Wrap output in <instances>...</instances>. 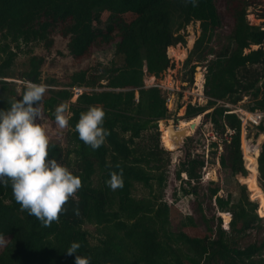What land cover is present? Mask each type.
<instances>
[{
    "label": "trees",
    "instance_id": "1",
    "mask_svg": "<svg viewBox=\"0 0 264 264\" xmlns=\"http://www.w3.org/2000/svg\"><path fill=\"white\" fill-rule=\"evenodd\" d=\"M218 1L197 0L198 6L193 7L185 0H0V110L10 109L13 98L22 99L23 85L17 90L9 79L15 76L13 67L23 45L39 43L50 51L56 36H61L75 60L89 59L96 49L109 46L121 60L100 71L89 67L74 72L66 89L56 90L53 81L47 82L50 87L41 102L42 114L49 123H56L54 109L62 101L69 103L71 113L61 140L50 139L49 158L80 176L82 187L65 205L67 211L59 222L44 227L21 210L11 181L6 186L0 183V239L8 240L0 252V264H75L77 255H89L91 264H264V240L259 238L264 218L255 213L257 203L238 178L247 175L245 158L246 167L259 174L258 190L252 187L253 199L264 216V201L258 192L264 194V141L260 152L258 148L264 136L258 144L248 145V152L244 140L243 155L242 120L233 109L218 103L227 98L230 104H238L249 97L251 111H264V30L248 20L250 13L264 18V0H222L234 24L227 42L215 52L209 44L222 25ZM128 16H132L130 21L124 19ZM196 22L201 33L187 63L196 57L208 61L207 102L203 106L188 103L184 118L203 114V123L212 125L224 146L221 166L237 192L223 196L216 186L209 195L220 213L231 215L228 230L218 217L217 228L206 222L205 234H172L173 210L165 199L172 151L164 147L159 128L168 112L167 100L162 90L146 86L145 76L159 77L171 66L170 50L186 44L185 30ZM255 45L261 47L252 48ZM208 54L213 57L208 59ZM44 64V56L32 55L21 81L42 83ZM242 69L255 78L228 86L229 72ZM74 87L102 90L82 92L78 101L69 102ZM97 104L106 111L103 127L110 135L93 150L79 139L75 125L81 113ZM256 129L258 137L264 123ZM211 145L218 148L219 143ZM186 146L188 155L180 161L177 176L183 184L182 194L188 196L197 194L206 161L193 154L191 144L186 142ZM117 164L123 168L124 184L113 191L106 181L111 171H119ZM138 186L145 193H139ZM76 208L79 215L74 213ZM73 242L81 248L68 255Z\"/></svg>",
    "mask_w": 264,
    "mask_h": 264
},
{
    "label": "rangeland",
    "instance_id": "2",
    "mask_svg": "<svg viewBox=\"0 0 264 264\" xmlns=\"http://www.w3.org/2000/svg\"><path fill=\"white\" fill-rule=\"evenodd\" d=\"M218 7L222 17V25L218 29L217 35L209 44V46L215 52L219 51L221 47L227 42L226 38L230 34L234 24V20L227 13L222 0L218 1ZM251 14L252 13L249 14L248 20L255 24L256 21L250 17ZM108 16L109 14L107 13L103 16V27H106V20ZM131 18L132 16H128L124 19L126 21H130ZM200 33L201 30L199 22L191 23L185 30L187 40L186 44H180L178 46L172 47L170 50L171 66H169V68L159 77L151 75L145 76L146 86L162 90L167 100L168 112L165 114V117L159 121L161 133L165 130V125H167L169 122H174L175 126L183 128L194 119L187 120L184 118L188 103L203 106L207 102V98L204 95V83L206 65L208 61H203V57L201 60H198L196 57L193 62L190 64L187 63L189 54L193 50ZM205 50L206 51H203L206 55L207 48ZM182 52L184 53L181 54ZM32 55H42L45 57V64L43 65L41 76L42 83L47 84V82L53 81L54 85L52 88L56 90L68 88L67 83L69 82V76L81 69L93 67L95 68V71H100L103 67H109L114 62L121 63V60L115 56L114 48L111 46L102 50L96 49L92 57L89 59H83L81 61L75 60L68 53L67 40L63 39L61 36H56L55 45L50 51H47V49L39 43L21 46L13 67V74L15 76L14 78L9 79V81H12L17 85V90L22 84L20 77L27 69L29 59ZM212 57L213 55L208 54V59H211ZM193 65H195V69L192 72ZM251 68L252 67H248L247 69ZM200 78L202 79L201 81ZM253 78H255V76H252L250 72L248 74L245 73L243 69L234 70V72L230 71L227 80L228 86H231L232 84L235 85L236 83L242 81L252 80ZM92 90H102V88H72L69 102L78 101L82 92H90ZM251 102L252 101L249 99V97H244V99L238 104H230L227 98L218 99V103H224L227 107L233 109V111L237 109L250 110L249 106L252 104ZM196 119L198 120L196 122L198 123V126L189 137L192 139L191 142L188 140L187 142L188 145L191 144V151L193 154L204 157L206 161V165L202 171V180L197 184V194L185 196L181 191L183 184L177 176V170L179 168L180 161L184 159V151L173 150L168 146L167 142H165V144L162 142L166 149L172 150V166L170 168L169 179L165 189V199L173 210L171 225L169 227V231L172 234H177L182 231L198 235L205 234L207 229L206 222H208L213 228H217L219 223L217 219L218 217L222 218V227L228 230L229 222L231 221V215L226 213L227 216H225L223 213H220L215 206L214 199L209 197L211 189L215 188L216 186L220 187L221 190L219 194L223 196L227 195L229 192H232L233 194H236L237 192L236 184L229 181L228 173L224 170L220 163V156L224 152V146L221 143L219 137L214 134L212 125L203 123V114L196 117L195 120ZM39 122L42 123L43 127L46 129L50 139L57 137L58 140H61V138L64 136L65 129H60L56 123H49L43 114L38 123ZM257 133L258 130L256 127H248L246 130H242L243 152L244 140L247 152V150L249 151L250 144H258L259 137L261 135L264 136L263 132L258 137H256ZM213 141L219 143L218 148L211 145ZM263 141L264 137L258 144L259 152L261 150ZM244 157L245 156H243V158ZM255 164H257V162ZM244 165L247 170V175L238 176L239 181L247 185L251 199L257 203L255 213L258 215V217L264 218V216H261L258 212V201L253 199V197H255L253 188H257L258 190L259 186V174L255 173V171L251 168L246 167L245 158ZM248 170L251 171L249 176V187L246 181L249 175ZM182 177L186 179L187 175L182 174ZM193 185L195 184L193 183ZM184 187L189 188L188 186ZM137 190L139 193H145L142 186H138ZM258 192L264 201L263 192ZM226 218L229 220L227 221ZM88 229L93 230L94 228L88 226ZM259 238L264 240V229ZM251 239L252 238H248L246 242H250ZM7 241V239H0V252L6 245Z\"/></svg>",
    "mask_w": 264,
    "mask_h": 264
},
{
    "label": "clouds",
    "instance_id": "3",
    "mask_svg": "<svg viewBox=\"0 0 264 264\" xmlns=\"http://www.w3.org/2000/svg\"><path fill=\"white\" fill-rule=\"evenodd\" d=\"M193 7L197 0H185ZM24 92L22 99L13 98L10 109L0 110V183L7 185L11 181L12 193L22 211L35 216L44 227L59 222L65 205L82 187L81 177L74 175L67 166L56 159L49 158L50 138L42 123L41 102L49 90L46 83L21 81ZM67 101L60 102L54 109L55 122L60 129L69 127L71 113ZM106 111L102 104L89 106L80 114L75 125L79 139L93 150L99 149L110 135L103 127ZM111 171L106 184L113 190L122 188L123 168ZM79 215V209H74ZM81 248L73 242L68 248V255ZM75 264H91L89 255H77Z\"/></svg>",
    "mask_w": 264,
    "mask_h": 264
},
{
    "label": "water",
    "instance_id": "4",
    "mask_svg": "<svg viewBox=\"0 0 264 264\" xmlns=\"http://www.w3.org/2000/svg\"><path fill=\"white\" fill-rule=\"evenodd\" d=\"M198 123H191L189 126H186L182 129H179L177 126L174 125V122H169L165 125V130L162 133L161 139L163 142V138L170 140L174 150L184 151V161L188 155V148L186 146V142L190 137L191 133L196 130ZM164 134V137H163ZM172 151V150H171Z\"/></svg>",
    "mask_w": 264,
    "mask_h": 264
},
{
    "label": "built area",
    "instance_id": "5",
    "mask_svg": "<svg viewBox=\"0 0 264 264\" xmlns=\"http://www.w3.org/2000/svg\"><path fill=\"white\" fill-rule=\"evenodd\" d=\"M250 17L256 21L254 25H258L262 30H264V18H258L254 13H252ZM250 23L253 24V22ZM260 47V45L252 46V48L254 49H258ZM233 112L238 114V116L242 120V130H246L248 127H256L264 123V111L262 110L257 109L255 111H251L245 109H237ZM229 133L233 134V131L229 130Z\"/></svg>",
    "mask_w": 264,
    "mask_h": 264
},
{
    "label": "bare ground",
    "instance_id": "6",
    "mask_svg": "<svg viewBox=\"0 0 264 264\" xmlns=\"http://www.w3.org/2000/svg\"><path fill=\"white\" fill-rule=\"evenodd\" d=\"M191 44H192V41H191ZM202 79L200 78V81H201ZM201 90H202V88H201ZM198 120L196 119L195 120V118L193 119V120H191L186 126H188V125H190L191 123H195V122H197ZM186 126H184V127H186ZM183 127V128H184ZM179 128V127H178ZM179 129H182V128H179ZM164 132V131H163ZM163 137H164V134H163ZM163 141L164 142H167V144H168V146L171 148V149H173L174 150V147L172 146V143L170 142V140H168V139H166L165 137L163 138ZM247 152H248V150H247Z\"/></svg>",
    "mask_w": 264,
    "mask_h": 264
},
{
    "label": "crops",
    "instance_id": "7",
    "mask_svg": "<svg viewBox=\"0 0 264 264\" xmlns=\"http://www.w3.org/2000/svg\"><path fill=\"white\" fill-rule=\"evenodd\" d=\"M200 74H202V73H200Z\"/></svg>",
    "mask_w": 264,
    "mask_h": 264
}]
</instances>
